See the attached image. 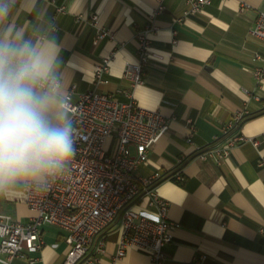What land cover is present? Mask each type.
I'll return each instance as SVG.
<instances>
[{"label": "crops", "instance_id": "0c3cea01", "mask_svg": "<svg viewBox=\"0 0 264 264\" xmlns=\"http://www.w3.org/2000/svg\"><path fill=\"white\" fill-rule=\"evenodd\" d=\"M159 5L163 9L155 13ZM186 8L185 0H17L11 19L29 38L54 31L66 93L72 88L75 97L98 91L120 101L131 93L141 108L158 110L169 120V129L134 173L162 175L157 192L169 202L168 218L177 225L163 248V264H200L202 255V264H264V80L257 82L253 73L263 65L255 55L264 56V43L251 35L264 0H212L175 23ZM147 24L157 29L150 34L142 83L132 88L124 68L136 61V33ZM99 28L108 36L97 39ZM111 53L108 82L96 86L94 68ZM237 113L244 118L241 134L258 146L242 142L220 163L199 159L198 153ZM176 172L183 181L170 179ZM21 184L0 194V210L26 223L34 212ZM135 209L153 212L145 201ZM118 229L116 219L94 238L78 264H112ZM42 237L40 250H25V257L11 264H61L67 252L65 231L44 226ZM101 238H106L105 249L96 254ZM92 256L96 260L89 263ZM115 264L153 263L148 253L131 248Z\"/></svg>", "mask_w": 264, "mask_h": 264}, {"label": "built area", "instance_id": "2783aa9c", "mask_svg": "<svg viewBox=\"0 0 264 264\" xmlns=\"http://www.w3.org/2000/svg\"><path fill=\"white\" fill-rule=\"evenodd\" d=\"M212 0H185L187 8L175 18L182 23L199 12ZM163 9L159 5L155 13ZM94 25L97 17H91ZM156 27L147 24L139 29L137 58L125 64L123 77L135 87L142 83V75L150 58V34ZM251 35L264 43V9L258 11ZM108 36L98 29L97 39ZM113 53L104 57L94 68V84H106ZM263 62L254 70L257 82L264 80V56L255 55ZM70 106L67 111L78 130L76 157L71 164V175L51 183L47 189H37L22 183L21 191L27 207L34 212L28 222L14 221L0 210V264H11L25 257V250H40L43 245L42 228L56 226L65 231L66 255L61 264H78L90 250L94 238L119 219V239L112 264L122 259L127 250L140 249L149 254L153 264H163V248L171 242L170 231L177 225L168 218L169 202L157 192L162 178L160 172L150 176H136L134 171L146 163L153 146L169 129V120L158 110L141 108L127 93L128 100L120 101L111 93L87 91L75 97L68 91ZM243 115L237 113L211 143L197 157L203 161L220 163L233 147L250 140L240 132ZM193 132V128H192ZM264 138V135H263ZM111 145L107 147L108 142ZM186 141L192 142L191 136ZM134 149V153H132ZM260 165H264L261 160ZM183 181L176 172L170 179ZM145 201L153 212L136 210ZM260 233L264 234V226ZM106 238H101L96 254L103 253ZM96 260L92 256L88 262ZM202 264L205 256H200Z\"/></svg>", "mask_w": 264, "mask_h": 264}, {"label": "clouds", "instance_id": "9594fccd", "mask_svg": "<svg viewBox=\"0 0 264 264\" xmlns=\"http://www.w3.org/2000/svg\"><path fill=\"white\" fill-rule=\"evenodd\" d=\"M16 3L0 0V194L17 183L47 189L68 178L78 135L58 37L22 34L11 19Z\"/></svg>", "mask_w": 264, "mask_h": 264}, {"label": "rangeland", "instance_id": "374dc122", "mask_svg": "<svg viewBox=\"0 0 264 264\" xmlns=\"http://www.w3.org/2000/svg\"><path fill=\"white\" fill-rule=\"evenodd\" d=\"M109 145H111V141L108 142L107 147H108ZM134 173H135V171H134Z\"/></svg>", "mask_w": 264, "mask_h": 264}]
</instances>
